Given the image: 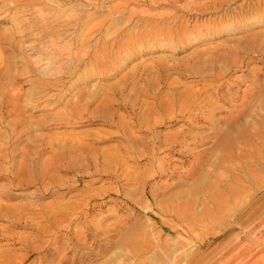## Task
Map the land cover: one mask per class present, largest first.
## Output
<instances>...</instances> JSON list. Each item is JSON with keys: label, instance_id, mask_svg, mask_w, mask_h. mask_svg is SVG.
I'll use <instances>...</instances> for the list:
<instances>
[{"label": "rangeland", "instance_id": "1", "mask_svg": "<svg viewBox=\"0 0 264 264\" xmlns=\"http://www.w3.org/2000/svg\"><path fill=\"white\" fill-rule=\"evenodd\" d=\"M211 1L0 0V264H264V0Z\"/></svg>", "mask_w": 264, "mask_h": 264}, {"label": "bare ground", "instance_id": "2", "mask_svg": "<svg viewBox=\"0 0 264 264\" xmlns=\"http://www.w3.org/2000/svg\"><path fill=\"white\" fill-rule=\"evenodd\" d=\"M175 1V0H174ZM192 1H198V0H192ZM215 1V0H214ZM218 2L217 3H213L212 1V4L213 5H215V4H218V5H221V3H222V0H217ZM229 1V0H228ZM261 1V0H260ZM235 3V2H234ZM259 3V2H258ZM187 5V4H186ZM204 6V5H203ZM252 6V5H251ZM257 6V5H256ZM205 7H207V6H205ZM218 7V6H217ZM220 7V6H219ZM264 7V6H263ZM231 8V7H230ZM201 10V9H200ZM255 10V9H254ZM262 10V9H261ZM231 11V10H230ZM257 12H256V14L258 13V9L256 10ZM247 12V11H246ZM249 12V11H248ZM255 12V11H254ZM227 14H229V13H227ZM231 14V13H230ZM259 15H260V13H258ZM257 14V15H258ZM234 15V14H233ZM255 15V14H254ZM261 15H262V13H261ZM235 16V15H234ZM224 17V16H223ZM226 17V16H225ZM246 17H249V16H246ZM258 17V16H257ZM264 17V16H263ZM222 18V17H221ZM233 18V17H232ZM236 18V16L234 17V19ZM245 18V17H244ZM255 18V17H254ZM259 18V17H258ZM257 18V19H258ZM261 18V17H260ZM223 19H225V18H222V20ZM239 19V18H238ZM251 19V18H250ZM221 20V19H220ZM226 20H229V18H227ZM230 20H231V17H230ZM256 20V19H255ZM224 21V20H223ZM223 21H221V22H223ZM231 23H232V20L230 21ZM229 22V23H230ZM235 22H236V20H235ZM244 22V21H243ZM247 22V21H246ZM218 23H219V21H218ZM226 23V22H225ZM238 24H240L239 22H237ZM252 23V22H251ZM244 24H245V22H244ZM248 24V23H247ZM220 25V24H219ZM227 25V24H226ZM241 25V24H240ZM223 26V25H222ZM234 26V25H233ZM237 26V25H236ZM239 26V25H238ZM246 26V25H245ZM230 27H232V26H230ZM218 28H220V27H218ZM239 28V27H238ZM235 29V28H234ZM225 31V30H224ZM229 31H230V29H229ZM217 34V33H216ZM220 34V33H219ZM219 34H217V35H219ZM255 36V35H254ZM254 36H252L253 38H254ZM249 38H251V37H249ZM249 40V39H248ZM250 41H251V39H250ZM246 44V43H245ZM219 45V44H218ZM220 47H221V45H219ZM219 47V48H220ZM249 47V46H248ZM260 47V46H259ZM228 48V47H227ZM222 49L224 50V49H226V47L224 46V47H222ZM229 49H231V50H229ZM229 49H227L226 51H228V53H230V52H234V53H240L239 52V48H232V47H230ZM225 51V52H226ZM259 51V50H258ZM244 52V51H243ZM232 54V53H231ZM230 54V55H231ZM197 55V54H196ZM217 55V54H216ZM226 55V54H225ZM233 55V54H232ZM248 55V54H247ZM196 57V56H195ZM194 57V58H195ZM222 57V56H221ZM226 57V56H225ZM263 53L262 52H260V58L259 59H263ZM217 58V57H216ZM245 58V57H244ZM244 58H242V57H236L234 60H232V66L235 68H237V67H242V66H245L244 64ZM110 59V58H109ZM216 60V59H215ZM218 60V59H217ZM248 62V61H247ZM226 63V62H225ZM235 68V69H236ZM222 69V68H221ZM238 70V69H237ZM217 75H219V76H221L219 73L217 74ZM219 76H218V78H219ZM0 77H2V76H0ZM214 77V76H213ZM216 77V76H215ZM3 78V77H2ZM17 79V78H16ZM11 80V79H10ZM5 81V80H4ZM2 83V82H1ZM5 83V82H4ZM1 87V86H0ZM217 88L216 89H218V92L219 91H221L222 92V90H223V92L222 93H218V92H216L217 94H216V99L218 98L219 100H222V101H225V100H228V102H229V104H232L231 103V101H230V98H227L226 97V94H231V95H236V93L238 94V92H233L232 91V89H233V87H231L230 85H228L227 87H224V85H220V86H216ZM264 87V86H263ZM254 88V87H253ZM253 88H251L250 90H252V91H250V92H248V91H243V95L242 96H245L244 98L245 99H243V100H241L242 101V103H241V105L240 106H242V107H244V106H246V103L250 106V104L251 103H249V102H253L254 101V99L252 98L251 99V93L252 94H254V92H253ZM142 91V90H141ZM235 91H236V89H235ZM239 91V90H238ZM214 92V91H213ZM259 92H261V91H259ZM263 92V91H262ZM258 93V92H257ZM14 95H17V94H14ZM13 95V96H14ZM201 95H202V92H201V89L199 88V89H196L195 91H193L192 93H191V96H190V99L192 100V101H195V100H197V101H195V103L197 102V109H199V112L197 113V114H188V115H185L184 117H186V119L188 120V121H190L191 120V122L192 121H204V120H206V116H204L203 115V109L204 108H206L207 106H208V104H209V100L207 101H205V100H203V99H201ZM255 95V94H254ZM19 96H21V94L19 95ZM23 96V95H22ZM27 96V95H26ZM29 96V95H28ZM16 97L17 96H15V98H13V99H15L16 100ZM25 97V96H24ZM24 97H23V101H24ZM203 97V96H202ZM236 97V96H235ZM8 98H10V96L8 97ZM7 98V99H8ZM12 98V97H11ZM18 98V97H17ZM214 98V97H213ZM237 99V98H236ZM256 99V98H255ZM10 99H8L7 101H9ZM19 100H21V98L19 99ZM31 100V99H30ZM36 100V99H35ZM212 100V99H211ZM234 100V99H233ZM6 101V100H5ZM13 100L11 99V102H10V104L11 103H13L12 102ZM25 101H26V97H25ZM256 101H257V99H256ZM2 102H4V101H2ZM2 102L0 103V106H2L1 104H2ZM18 102V101H17ZM255 102V101H254ZM225 103H227V102H225ZM6 104H7V102H6ZM9 104V103H8ZM14 104V103H13ZM214 103L212 102L210 105L212 106ZM240 104V103H239ZM264 104V103H263ZM4 105V104H3ZM15 105V104H14ZM121 105V104H120ZM233 105H235V104H233ZM237 105V104H236ZM262 105V104H261ZM7 107L9 106V105H6ZM4 107V106H2V107H4V108H7V107ZM24 106V105H23ZM26 106V105H25ZM10 108H11V106H9ZM17 107H18V104H17ZM21 107V106H20ZM234 107H236V106H234ZM10 108H9V110H10ZM19 108V107H18ZM241 108V107H240ZM246 108H248L247 110H249V108L250 107H245V109ZM8 109V108H7ZM16 109V108H15ZM1 110V109H0ZM18 110V109H17ZM16 110V111H17ZM241 110V109H240ZM240 110H238V111H240ZM242 110H244L243 108H242ZM7 111V110H6ZM12 111V110H11ZM20 111V110H19ZM238 111H236V112H238ZM3 112H4V114H5V111L3 110ZM9 112V111H8ZM243 112H245V110L243 111ZM10 113V112H9ZM11 113H13V112H11ZM8 114V113H7ZM1 115H2V113H1ZM23 115V114H22ZM243 114H241V116H242ZM3 116V115H2ZM9 116H11V115H9ZM235 116H237V117H239L240 118V114H235ZM18 118H19V116H17ZM14 118L15 117H13L12 119L14 120ZM10 119V118H9ZM11 119V120H12ZM8 120V119H7ZM6 120V121H7ZM11 120H8V123H10L11 122ZM15 120H17V119H15ZM20 120V119H19ZM0 121H1V118H0ZM5 121V120H4ZM18 121V120H17ZM208 121V120H207ZM217 122V121H216ZM229 122V121H228ZM17 122L15 121V123H14V126H15V124H16ZM19 123V122H18ZM18 123L16 124V125H18ZM20 123H22V122H20ZM230 124H228L227 125V129L226 130H224V131H222V132H220V133H216V134H219L218 136H217V144H216V147H217V149H222L223 151H225V148L224 147H226V146H233V144H232V138H231V136H230V129H233V127L231 126V124H232V122L230 121L229 122ZM1 124V123H0ZM10 126V125H9ZM12 126V125H11ZM14 126H13V129H14ZM23 126V125H22ZM17 127V126H16ZM20 127V126H19ZM23 128V127H22ZM225 128V127H224ZM24 129V128H23ZM243 129V128H242ZM12 130V129H11ZM22 130V129H21ZM23 131V130H22ZM21 131V132H22ZM238 131V130H237ZM5 132V131H4ZM17 132H20V130L19 131H17ZM20 132V133H21ZM25 132V131H24ZM23 132V133H24ZM19 133V134H20ZM243 134V133H242ZM21 136H22V133L20 134ZM17 136V135H16ZM243 136H247V135H243ZM17 137H20L19 135L17 136ZM259 137V136H258ZM12 138V137H11ZM246 138V137H245ZM20 139V138H19ZM183 139H184V137H181V141L183 142ZM248 139V138H247ZM178 140V139H177ZM245 140V139H244ZM175 141H176V139H175ZM246 141V140H245ZM181 142H179V144H180ZM178 144V143H177ZM229 148V147H228ZM226 150H228L227 148H226ZM233 150V149H232ZM229 151L228 152V154H229V156H231V155H234L235 153L233 152V151ZM6 153V152H5ZM3 154H4V150H1L0 151V156H3ZM232 157V156H231ZM1 158V157H0ZM3 158V157H2ZM17 162V161H16ZM25 165V164H24ZM24 165H22V166H24ZM20 166V165H19ZM12 169V168H11ZM27 169V168H26ZM16 170H17V168H16ZM19 170V172H20V169H18ZM17 170V171H18ZM28 170V169H27ZM14 171L15 170H13V171H11V173L13 172L14 173ZM25 171V170H24ZM23 171V172H24ZM22 172V171H21ZM16 173V172H15ZM23 174V173H22ZM19 175V174H18ZM12 176V175H11ZM10 175H9V178L11 177ZM15 176V175H14ZM20 176V175H19ZM22 176V175H21ZM6 177H7V174H6ZM13 177V176H12ZM8 178V177H7ZM14 178V177H13ZM3 179V178H2ZM6 179V178H5ZM28 178H26L25 180H27ZM10 181H11V179H9ZM236 180V179H235ZM16 182V181H15ZM18 182V181H17ZM9 183H11V182H9ZM12 183H13V181H12ZM11 183V184H12ZM21 183V182H20ZM6 185H8V184H6ZM7 206V205H6ZM5 206V207H6ZM3 209V208H2ZM2 209H0V210H2ZM2 215V214H1Z\"/></svg>", "mask_w": 264, "mask_h": 264}]
</instances>
